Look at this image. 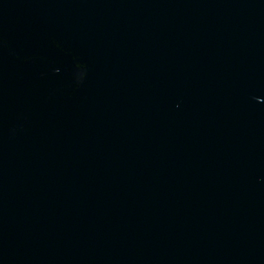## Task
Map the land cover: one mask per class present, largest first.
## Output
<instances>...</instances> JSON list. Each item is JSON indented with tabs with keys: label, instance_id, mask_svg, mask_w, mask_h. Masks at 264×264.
I'll return each instance as SVG.
<instances>
[{
	"label": "water",
	"instance_id": "1",
	"mask_svg": "<svg viewBox=\"0 0 264 264\" xmlns=\"http://www.w3.org/2000/svg\"><path fill=\"white\" fill-rule=\"evenodd\" d=\"M0 264H264V0H0Z\"/></svg>",
	"mask_w": 264,
	"mask_h": 264
}]
</instances>
